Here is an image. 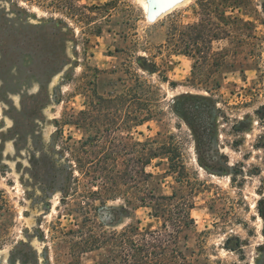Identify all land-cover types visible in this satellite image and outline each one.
Here are the masks:
<instances>
[{
  "label": "rangeland",
  "instance_id": "obj_1",
  "mask_svg": "<svg viewBox=\"0 0 264 264\" xmlns=\"http://www.w3.org/2000/svg\"><path fill=\"white\" fill-rule=\"evenodd\" d=\"M214 1L0 0V264H264V0ZM144 188L193 195L195 224ZM128 228L157 260L125 258Z\"/></svg>",
  "mask_w": 264,
  "mask_h": 264
},
{
  "label": "trees",
  "instance_id": "obj_2",
  "mask_svg": "<svg viewBox=\"0 0 264 264\" xmlns=\"http://www.w3.org/2000/svg\"><path fill=\"white\" fill-rule=\"evenodd\" d=\"M57 1V2H56ZM214 0H199V5L201 7L202 11L209 12L211 6L215 5ZM51 4L55 6L56 4H64L65 6H69V3L66 2V0H52ZM66 6V7H67ZM68 8V7H67ZM70 8H76L75 5H72ZM189 30L193 31V35L203 36V39L206 42V45H212V41L223 39V37H220V34L222 36L225 33H218V35H214L212 29H208L207 26L205 27L203 23L197 25V26H191L188 27ZM200 34V35H199ZM207 38H210L212 41L207 42ZM197 38L194 40V44H198ZM172 86H176V83H171ZM143 147L147 146L146 144H142ZM175 145H171L170 149L168 147L166 154L168 153L170 156H172L169 160L171 161L172 165L174 166V163L176 161V151L179 149L178 147H174ZM146 156V155H145ZM143 157V168L141 170L142 179L144 182H148L150 178H152V175L150 173L146 172L147 165L150 164V161L148 159ZM157 156V155H154ZM104 174H107L104 172ZM103 174V175H104ZM104 181V184L110 185L109 192L110 193H117L119 190L118 184L112 181L111 178L108 177V175L101 177ZM145 190L143 192V196L141 197V205L139 207H147L152 210V216L155 218L161 217L164 219L163 228L166 229L169 225L174 226L177 233H181L182 230L188 229L192 225L195 224L194 219L192 218L191 211L196 208L194 197L193 195L188 198L181 197L179 199L178 194L174 193L171 196H156L153 192H149L147 188H144ZM116 196V195H115ZM113 196V197H115ZM151 236L155 239L156 233H150ZM138 230L133 228H128L123 233H121L119 236H116L115 238L118 239V241L121 242L122 245L126 246V253L125 258L127 260H131L133 257H138V254L140 255H146L149 258L150 262L153 260H157L158 253L153 252V250L156 249V245L152 242H146L143 244V239H137ZM143 237V235H142ZM146 241V240H145ZM152 250V252H150ZM142 258V257H141ZM159 258V257H158ZM142 262V263H141ZM134 264H149V262H145L144 259H138L137 263ZM173 264H187L186 257L183 254L182 251L179 249L174 252L173 255Z\"/></svg>",
  "mask_w": 264,
  "mask_h": 264
},
{
  "label": "water",
  "instance_id": "obj_3",
  "mask_svg": "<svg viewBox=\"0 0 264 264\" xmlns=\"http://www.w3.org/2000/svg\"><path fill=\"white\" fill-rule=\"evenodd\" d=\"M149 3V15L150 21H155L158 17L163 15L165 12L171 10L178 4L185 0H147Z\"/></svg>",
  "mask_w": 264,
  "mask_h": 264
},
{
  "label": "bare ground",
  "instance_id": "obj_4",
  "mask_svg": "<svg viewBox=\"0 0 264 264\" xmlns=\"http://www.w3.org/2000/svg\"><path fill=\"white\" fill-rule=\"evenodd\" d=\"M147 0H145V2H146ZM145 6H146V9H147V11H148V13H149V3H148V1H147V4L145 3Z\"/></svg>",
  "mask_w": 264,
  "mask_h": 264
}]
</instances>
